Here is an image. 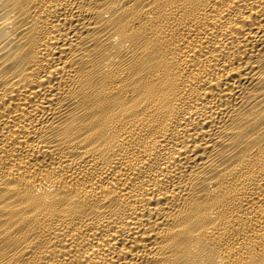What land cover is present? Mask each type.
I'll return each instance as SVG.
<instances>
[{
    "label": "bare ground",
    "instance_id": "bare-ground-1",
    "mask_svg": "<svg viewBox=\"0 0 264 264\" xmlns=\"http://www.w3.org/2000/svg\"><path fill=\"white\" fill-rule=\"evenodd\" d=\"M0 264H264V0H0Z\"/></svg>",
    "mask_w": 264,
    "mask_h": 264
}]
</instances>
